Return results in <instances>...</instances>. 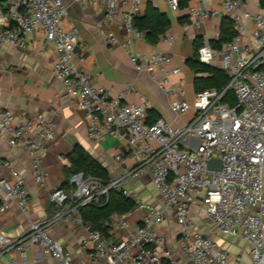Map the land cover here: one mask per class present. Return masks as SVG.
Masks as SVG:
<instances>
[{
    "label": "built area",
    "instance_id": "built-area-1",
    "mask_svg": "<svg viewBox=\"0 0 264 264\" xmlns=\"http://www.w3.org/2000/svg\"><path fill=\"white\" fill-rule=\"evenodd\" d=\"M73 1L83 7L92 2L104 3L105 13L97 25L107 44L126 48L133 66L149 72L152 79L156 78V70L161 72V88L168 95L181 94L171 103L175 116L190 110L194 114L182 125L163 117L149 123L151 101L134 83H127L118 93L97 84L89 72L79 67L85 59L76 58L75 49L82 37L76 26L64 25L70 14L65 0L0 1V49L24 47L26 35L44 30L58 54L55 75L64 84L70 102L85 113L89 139L101 143L108 137L126 136L128 142L127 154L114 156L121 165H128L124 174L103 183L83 171L72 173L69 190L60 187L48 192L58 207L53 216L33 222L18 238L0 230V255L38 249L61 264H73L72 256L51 236L50 228L67 216L69 208L79 211L84 205L98 203L112 188L121 189L127 176L150 173L164 207L154 208L140 200L137 192L123 189L137 202V208L147 209L148 213L130 235L119 240L108 239L86 224L97 260L105 264H178L165 247L164 238L155 231L171 209L182 250L195 264H230V252L192 217L191 208L201 197L215 228L226 238L241 237L249 244L250 264H264V13L253 16L248 10L249 0H221V11L210 8L207 0H191L188 9L193 25L201 26L205 19L222 13L234 20L237 34L219 49L204 44L198 51L202 63L219 65L227 73L228 85L221 91H201L189 101L184 91L168 85L170 74L180 71L166 68L171 61L169 55L135 53V40L144 36L134 25L143 0ZM167 4L173 11L179 8L176 0H167ZM249 19L254 20L255 27L251 41L245 43ZM173 40V36L167 38L170 44ZM229 91L237 100L234 106L224 101ZM131 95L138 101H129ZM56 135L52 119L0 106V139H7L28 155L35 182L41 187L46 186L44 158ZM211 159H220L222 168L211 169ZM12 203L27 211L30 192L25 175L10 160L2 159L0 210H8ZM116 224L119 229L131 228L126 214ZM233 259L241 260L238 256Z\"/></svg>",
    "mask_w": 264,
    "mask_h": 264
},
{
    "label": "crops",
    "instance_id": "crops-1",
    "mask_svg": "<svg viewBox=\"0 0 264 264\" xmlns=\"http://www.w3.org/2000/svg\"><path fill=\"white\" fill-rule=\"evenodd\" d=\"M4 2L5 0H0ZM179 6V1L176 0ZM69 5L70 14L64 20L66 28L76 26L81 33V41L75 49L76 58L84 57L79 67L89 72L94 81L114 92L123 91L127 83H134L139 92L145 94L151 101V109L159 117L167 121L182 125L193 116L190 110L185 115L175 116L171 110V103L180 99L179 95H168L160 86L161 72L156 70V78L152 79L149 72L137 70L130 61L126 48L120 45H108L98 22L105 13V4L92 2L86 7L65 0ZM185 8L173 11L169 8L167 0H143L141 11L137 16L145 13L148 4H158V9L166 13L171 20L168 32L160 38L158 43L152 44L145 37L134 42L135 53L139 56L149 55L154 52H163L171 57L166 65L168 70L179 68L178 73H171L169 84L178 91H184L185 97L192 101L197 94L194 89L196 75L188 61L194 55L195 43L201 40L203 44L217 39L220 34L222 13L211 16L201 26L193 25L189 13V4ZM212 9L222 10L221 0H207ZM248 10L253 16L264 13L259 0H249ZM255 27L253 19L247 20V30L244 42L251 41V31ZM173 36L170 44L167 38ZM58 54L53 44L47 40L44 30L25 36V46H7L0 49V106L11 107L18 111L26 112L31 116L43 115L56 123V139L51 142L44 158V168L47 172L46 186L41 187L35 182L32 165L28 155L19 147H13L7 139H0V160L8 159L19 169L27 179L30 192V205L27 211L12 203L6 211L0 210V230L11 238H18L24 234L29 226L53 216L58 207L51 202L48 192L62 187L67 183L71 174L72 165L69 160L74 148L82 145L94 158L101 161L109 170L111 177L124 174L128 165H121L114 158L116 154H127L128 142L124 137H108L101 143L89 139L87 126L88 120L85 113L69 100L64 84L56 77L54 72ZM220 67L219 65H216ZM129 101H138L137 96H129ZM9 177V173H6ZM121 189L137 192L140 200L154 208H163L165 203L153 184L152 175L145 173L142 176H127L120 184ZM62 188L69 190L70 185ZM69 205L66 206V209ZM67 216L52 226L49 230L51 236L61 242L64 249L73 258V264H105L97 260L93 253L91 243L88 241L86 223L81 218L79 211L68 210ZM148 213L147 209L136 208L126 214L131 228L119 229L117 220L121 216H114L110 223L109 234L112 240H119L130 235L132 228L140 223ZM192 217L199 220L205 210L202 198L199 197L191 208ZM208 217V216H207ZM209 218V217H208ZM212 227L215 228L209 218ZM211 228L201 229L212 236L220 246L226 248L232 259L230 264H250L249 244L241 237L226 238L216 228L218 234L211 232ZM177 223L174 211L168 209L162 224L156 226V233L165 240V247L172 253L178 264H195L182 250L181 240L176 233ZM242 245L237 249L234 245ZM240 257V261L233 258ZM245 256V257H244ZM0 264H61L58 260L41 252L38 249L24 250L21 252L8 251L0 255ZM125 264H132L130 261Z\"/></svg>",
    "mask_w": 264,
    "mask_h": 264
},
{
    "label": "trees",
    "instance_id": "trees-1",
    "mask_svg": "<svg viewBox=\"0 0 264 264\" xmlns=\"http://www.w3.org/2000/svg\"><path fill=\"white\" fill-rule=\"evenodd\" d=\"M189 1L180 0L179 7H187ZM259 4L264 9V0H259ZM134 25L144 33L146 41L156 44L168 32L172 23L166 13H163L158 7L150 3L143 15L134 18ZM236 34L234 20L230 17H224L222 19L219 37L210 41V45L213 48L219 49L225 42L232 40ZM201 47V40L196 41L194 55L188 61L189 67L194 70L195 74H201L194 81V89L197 93L208 89L221 91L228 85L229 76L221 67L205 64L199 60L198 51ZM224 101L233 106L237 104L235 95L231 91L227 92ZM148 115L149 123L154 122L159 117V114L152 109L148 111ZM69 160L72 165L71 174L83 171L85 174L95 176L103 183H108L112 179L106 166L94 158L80 144L74 148L69 156ZM68 185L69 180L62 187ZM136 208L137 202L132 197L126 195L123 189L112 188L108 196L102 197L98 203L93 202L80 207L79 213L84 223L92 225L94 229L100 230L108 239H111L109 227L112 218L130 213Z\"/></svg>",
    "mask_w": 264,
    "mask_h": 264
},
{
    "label": "rangeland",
    "instance_id": "rangeland-1",
    "mask_svg": "<svg viewBox=\"0 0 264 264\" xmlns=\"http://www.w3.org/2000/svg\"><path fill=\"white\" fill-rule=\"evenodd\" d=\"M198 217H199V220L198 219H195V220L198 222V224L200 225V227L202 226V228H204V230H205V228L207 229V228H211L213 226L211 224L209 218L206 215H203V217H200V216H198ZM211 232L214 233V234H218V232L215 231V228H213V227H212ZM234 247H237V249H242V245H237V246L234 245Z\"/></svg>",
    "mask_w": 264,
    "mask_h": 264
},
{
    "label": "water",
    "instance_id": "water-1",
    "mask_svg": "<svg viewBox=\"0 0 264 264\" xmlns=\"http://www.w3.org/2000/svg\"><path fill=\"white\" fill-rule=\"evenodd\" d=\"M209 167L211 169H218L222 168V161L220 159H211L209 163Z\"/></svg>",
    "mask_w": 264,
    "mask_h": 264
}]
</instances>
